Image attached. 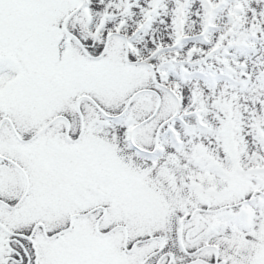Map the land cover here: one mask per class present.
<instances>
[{"label":"snow or ice","instance_id":"6c2138e0","mask_svg":"<svg viewBox=\"0 0 264 264\" xmlns=\"http://www.w3.org/2000/svg\"><path fill=\"white\" fill-rule=\"evenodd\" d=\"M0 264H264V0H0Z\"/></svg>","mask_w":264,"mask_h":264}]
</instances>
